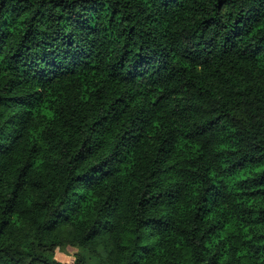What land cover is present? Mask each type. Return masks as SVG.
Masks as SVG:
<instances>
[{"label": "trees", "instance_id": "1", "mask_svg": "<svg viewBox=\"0 0 264 264\" xmlns=\"http://www.w3.org/2000/svg\"><path fill=\"white\" fill-rule=\"evenodd\" d=\"M67 247L264 264V0H0V264Z\"/></svg>", "mask_w": 264, "mask_h": 264}, {"label": "rangeland", "instance_id": "2", "mask_svg": "<svg viewBox=\"0 0 264 264\" xmlns=\"http://www.w3.org/2000/svg\"><path fill=\"white\" fill-rule=\"evenodd\" d=\"M77 254H80L84 257L86 264H94V258L91 257L89 253L82 250H76L71 247L57 250L53 258L61 264H73L76 262Z\"/></svg>", "mask_w": 264, "mask_h": 264}]
</instances>
